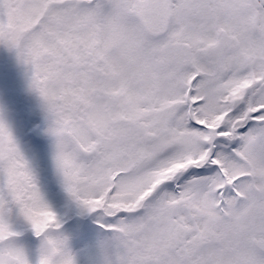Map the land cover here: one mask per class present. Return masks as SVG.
<instances>
[{
  "label": "snow or ice",
  "instance_id": "obj_1",
  "mask_svg": "<svg viewBox=\"0 0 264 264\" xmlns=\"http://www.w3.org/2000/svg\"><path fill=\"white\" fill-rule=\"evenodd\" d=\"M0 46V264H77L44 165L89 264H264V0H0Z\"/></svg>",
  "mask_w": 264,
  "mask_h": 264
},
{
  "label": "trees",
  "instance_id": "obj_2",
  "mask_svg": "<svg viewBox=\"0 0 264 264\" xmlns=\"http://www.w3.org/2000/svg\"><path fill=\"white\" fill-rule=\"evenodd\" d=\"M27 79L28 72L26 66L19 63L14 54L8 53L0 46V99L7 102L18 115L33 116L36 113L42 112L39 107L38 97H36L34 93H31L28 88L25 89L24 86L21 87L23 84L27 83ZM15 80H17L16 86L12 87L11 85L14 84L13 82H15ZM9 84H11L10 87ZM40 179L42 186L48 185L47 181H45L46 178L44 174L41 173ZM60 192L63 196H67V194L63 192V189H60ZM69 201L70 210L77 213L79 206L71 201L70 198ZM72 222L73 221L68 223L69 227Z\"/></svg>",
  "mask_w": 264,
  "mask_h": 264
},
{
  "label": "rangeland",
  "instance_id": "obj_3",
  "mask_svg": "<svg viewBox=\"0 0 264 264\" xmlns=\"http://www.w3.org/2000/svg\"><path fill=\"white\" fill-rule=\"evenodd\" d=\"M13 75V74H12ZM10 75V76H12ZM17 80H15V82H13L14 84H9L13 87L16 86V82ZM25 89H27V83L23 84L21 87H23ZM7 89V88H5ZM10 89V88H9ZM30 118L35 119L36 121H40L43 119V114L42 113H36L33 116H27ZM41 173L45 175V178L48 183V185L43 186L46 194L48 195L50 201L53 203V205L55 206V208L57 209L58 213L61 215V217L64 219V222H69L73 219H82L84 216H92V213H89L87 211V209H85L83 206H79V210H78V215H74L73 213H71L72 211L70 210V204H68L69 202H67V199L61 194L60 189H62V186L55 180V178L53 177V173L50 167H48L47 165H44L42 167ZM67 209V210H66ZM65 210V212H64ZM75 221V220H74ZM94 221V220H93ZM14 226L19 228L23 227L22 223L16 222L14 221ZM68 235H69V239L71 242V249L73 251V254L77 260V264H89V257H87L84 252L83 249L85 248V244L79 242L71 233V226H68ZM24 236L26 238L32 239V240H37L38 238L35 237L34 234H29V233H24ZM38 255V252L36 250L32 251V256L33 259L36 258V256Z\"/></svg>",
  "mask_w": 264,
  "mask_h": 264
}]
</instances>
